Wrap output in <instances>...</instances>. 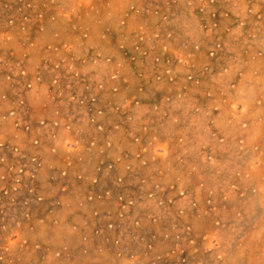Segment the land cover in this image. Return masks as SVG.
Instances as JSON below:
<instances>
[{"label":"rangeland","instance_id":"1","mask_svg":"<svg viewBox=\"0 0 264 264\" xmlns=\"http://www.w3.org/2000/svg\"><path fill=\"white\" fill-rule=\"evenodd\" d=\"M0 264H264V0H0Z\"/></svg>","mask_w":264,"mask_h":264},{"label":"crops","instance_id":"2","mask_svg":"<svg viewBox=\"0 0 264 264\" xmlns=\"http://www.w3.org/2000/svg\"><path fill=\"white\" fill-rule=\"evenodd\" d=\"M63 135H66V134H63ZM66 136H69V135H66ZM66 136H60L58 139H61L62 137H66ZM59 147L61 148V150H64V148L66 146L63 145V146H59ZM46 149H48V148L46 147ZM46 151L48 152L49 150H46ZM73 174H74L73 172L70 174L71 180H74L75 179V177L73 176ZM51 175L52 176H57V177H55V179H59V175H57V174H55L53 172H48V171H45L43 175L40 174V176H39L40 178L39 179H41L42 182H47L49 180L48 178H50ZM41 176H42V178H41ZM74 183H77V181L74 182ZM74 191H75V189H74ZM51 192H53V191H51ZM55 192H57V191H55ZM44 193L51 194L50 193V190H48L47 186H46V188L44 190ZM73 206L75 208H78L76 206V204L75 205L73 204ZM41 207L45 208V206H37V208L34 207V208L31 209L29 207H25V209L27 211L30 210L31 212H34L36 214V216H37V215L40 214L39 213L40 212V209H42L43 212L45 211V209H43ZM73 208L71 206H68V207L63 208V209L60 208V209H58L57 212H53L52 211L51 212L52 215H50L51 213H49V215H47L46 212H45L44 215L47 216V217H49V221L52 220L54 222H49L48 221V222H44L43 224H39L40 222H37V220H34V218L30 214V218L28 217L27 220H29V222H30V219H33L37 223V225H35L34 228L31 229V227H30L31 224L25 219V222L26 223H24V227L27 228V229H31V231L29 232V234L25 235V237L26 238H29V239H59V233H60V229L62 227L68 228L66 230L67 233H74V234L75 233H79V230H77V229H79V227H76L77 229H75V226L74 225H71V224L68 223L69 222L68 221V218H69L68 215L69 214L70 215L71 214L73 215V212H74V209H75V208L74 209ZM78 209H81V208L79 207ZM87 210L88 209H85V210L82 209L83 212H87ZM26 213H28V212H26ZM70 229H75V230H70ZM76 237H77L76 234H75V236L73 234H70L68 236V239H77ZM60 239H62V238L60 237Z\"/></svg>","mask_w":264,"mask_h":264},{"label":"bare ground","instance_id":"3","mask_svg":"<svg viewBox=\"0 0 264 264\" xmlns=\"http://www.w3.org/2000/svg\"><path fill=\"white\" fill-rule=\"evenodd\" d=\"M32 161H33V162H35V161H36V159H32Z\"/></svg>","mask_w":264,"mask_h":264}]
</instances>
